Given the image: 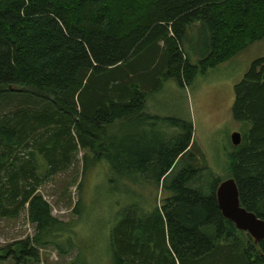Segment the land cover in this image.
Returning <instances> with one entry per match:
<instances>
[{
    "label": "trees",
    "instance_id": "trees-1",
    "mask_svg": "<svg viewBox=\"0 0 264 264\" xmlns=\"http://www.w3.org/2000/svg\"><path fill=\"white\" fill-rule=\"evenodd\" d=\"M262 39L264 0H0V218L27 209L37 228L18 258L38 260L35 243L65 233L72 241L73 223L54 216L39 189L84 148L109 157L119 175L159 185L172 173L161 206L119 213L110 264H264V238L256 243L223 215V180L197 162L192 124L171 119L183 132L156 146H118L109 134L118 121L142 132L165 81L190 85ZM233 115L252 126L226 171L241 204L264 219V57L235 86Z\"/></svg>",
    "mask_w": 264,
    "mask_h": 264
},
{
    "label": "rangeland",
    "instance_id": "rangeland-1",
    "mask_svg": "<svg viewBox=\"0 0 264 264\" xmlns=\"http://www.w3.org/2000/svg\"><path fill=\"white\" fill-rule=\"evenodd\" d=\"M197 33H192L194 39ZM193 50L192 62L196 64L200 52L196 45ZM262 57L264 39L208 72H200L190 85L182 86L173 78L165 81L148 100V113L155 118L152 123L144 122L146 129L142 132L146 133L140 131L139 125L118 121L109 127L110 136L118 138L115 141L118 146L140 147L150 142L156 146L183 132V126L168 123L171 119L192 124L197 162L208 167L209 174L228 179L226 166L238 146L234 145L232 135L239 132L243 136L252 126L249 121L236 120L233 115L235 86L243 80L252 63ZM109 147L115 162L116 149L112 144ZM95 157L90 149L79 148L73 164L49 178L39 189L50 203L52 214L73 223L72 241L65 233L58 242L51 243L48 239L49 243H35L39 259H28L24 263L18 258L19 242L37 234L36 226L29 221L28 210L24 209L16 217L0 218V264H73L78 257L83 264H110L113 260L110 235L119 213L130 205H139L148 211L163 204L164 187L172 173L156 185L138 172L119 175L109 157ZM86 158L89 160L87 171ZM201 181L207 183L205 179ZM78 207L80 215L76 213ZM57 245L70 252L61 253Z\"/></svg>",
    "mask_w": 264,
    "mask_h": 264
},
{
    "label": "water",
    "instance_id": "water-1",
    "mask_svg": "<svg viewBox=\"0 0 264 264\" xmlns=\"http://www.w3.org/2000/svg\"><path fill=\"white\" fill-rule=\"evenodd\" d=\"M241 140V133L236 132L232 135L234 145H239ZM217 198L223 215L232 220L239 230L248 232L256 243L264 238V219L241 204L235 178L230 177L219 184Z\"/></svg>",
    "mask_w": 264,
    "mask_h": 264
}]
</instances>
